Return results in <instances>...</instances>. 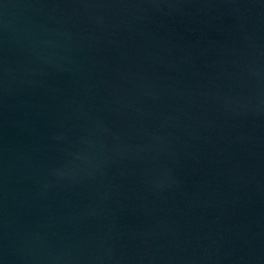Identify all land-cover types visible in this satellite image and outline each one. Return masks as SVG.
Returning a JSON list of instances; mask_svg holds the SVG:
<instances>
[{"label": "water", "instance_id": "obj_1", "mask_svg": "<svg viewBox=\"0 0 264 264\" xmlns=\"http://www.w3.org/2000/svg\"><path fill=\"white\" fill-rule=\"evenodd\" d=\"M0 264H264V0H0Z\"/></svg>", "mask_w": 264, "mask_h": 264}]
</instances>
